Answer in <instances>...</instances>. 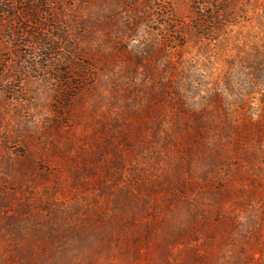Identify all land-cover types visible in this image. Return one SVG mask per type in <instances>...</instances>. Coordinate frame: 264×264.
Wrapping results in <instances>:
<instances>
[{"label": "rangeland", "instance_id": "1", "mask_svg": "<svg viewBox=\"0 0 264 264\" xmlns=\"http://www.w3.org/2000/svg\"><path fill=\"white\" fill-rule=\"evenodd\" d=\"M41 1L0 18V264H264V86L208 6Z\"/></svg>", "mask_w": 264, "mask_h": 264}, {"label": "trees", "instance_id": "2", "mask_svg": "<svg viewBox=\"0 0 264 264\" xmlns=\"http://www.w3.org/2000/svg\"><path fill=\"white\" fill-rule=\"evenodd\" d=\"M19 4L22 6L20 11L15 8ZM36 4L39 6L36 7ZM200 4L209 9L208 15L198 20L201 24L198 37L201 41L205 40L208 33V36H214L212 41L226 46L223 50L230 56L227 63L231 71L238 62L242 64L250 82L248 94L243 100L248 102L252 95L257 94L256 88L264 86V0H200ZM28 5L31 8L27 9ZM45 5L48 6L47 2L41 0H1L0 18L3 15L11 22L20 12L32 26L37 27L41 23L35 13L45 15ZM201 53L207 54L205 51ZM216 57L220 63L219 55ZM260 94L264 99V92Z\"/></svg>", "mask_w": 264, "mask_h": 264}]
</instances>
